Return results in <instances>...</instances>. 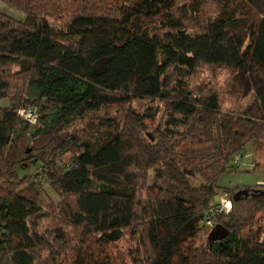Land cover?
Here are the masks:
<instances>
[{
    "label": "trees",
    "instance_id": "16d2710c",
    "mask_svg": "<svg viewBox=\"0 0 264 264\" xmlns=\"http://www.w3.org/2000/svg\"><path fill=\"white\" fill-rule=\"evenodd\" d=\"M1 1L25 17L0 11V264H58L63 224L78 239L72 264H115L102 249L125 231L134 264H264V237L241 233L264 189L231 195L230 214L214 199L234 154L264 142V0H101L59 24ZM201 66L229 70L248 101L223 109L217 91L190 86ZM11 67L26 76L21 102L5 92ZM115 106L122 116L96 115ZM39 180L58 197L51 234ZM215 225L228 235L209 240Z\"/></svg>",
    "mask_w": 264,
    "mask_h": 264
},
{
    "label": "rangeland",
    "instance_id": "374dc122",
    "mask_svg": "<svg viewBox=\"0 0 264 264\" xmlns=\"http://www.w3.org/2000/svg\"><path fill=\"white\" fill-rule=\"evenodd\" d=\"M25 1H30L33 9L39 12L46 14L48 12V14H50L49 19L54 24H59L65 20V18L68 17L69 12L72 13L82 8L89 9L92 6L102 7V5H100L101 0H39V2L38 0ZM45 8L47 12L45 11ZM212 8V3L208 1L204 4L201 15H206L209 10L212 11ZM0 11L20 20L25 17V13L23 11L1 0ZM16 69V67H11V72L9 70L3 77V80L7 82L5 89L7 97L21 102L23 101L21 94L25 85L26 76L23 74L20 75L18 72H16ZM189 81L190 86L192 87L199 85L202 88L208 87L217 91L223 109L235 108L236 105L240 103L238 100L242 101V103H245L249 98V96H247L242 100L241 97H238L240 94L235 92L236 89L234 88L231 73L227 69L201 66L198 72L190 77ZM2 104H5V101H2ZM132 106L137 109H141L143 103L134 101ZM126 107L127 106H124V108L115 106L108 109H102L101 111L97 112L96 115H100L102 113L105 114L106 112H115L122 116ZM27 111L28 110L26 109H21L19 110V115L25 118L27 121H31V123H33V118L26 115ZM36 112H38L39 115V109H37ZM33 114L37 116L35 111H33ZM80 125V123H77L71 128H78ZM30 146L31 145L28 144V150L30 149ZM234 162L235 164L232 161L234 169L223 172L218 178L217 183L220 187V190H218V194L214 198L216 201L219 200L220 202L221 198L223 201L229 200L231 199V195L242 188L249 187L254 190L264 189V142H261V145L258 149H254L252 142H247L240 153L234 154ZM31 169L33 173L39 172L38 168ZM39 182L42 207L43 209L49 211L47 218L42 220L41 226L45 231L47 230V232L51 234L53 232V226L56 223H60L55 214L52 213L50 215L52 212L51 208L58 201V197L52 188L45 182V180H39ZM142 194L144 196L145 191H143ZM230 210L231 211H229V214L232 212L233 206ZM234 210L235 212H245L247 215H250L253 209H251L250 206H246L244 209V204L240 202L239 204H236ZM257 228H259V230ZM61 229L63 230L62 233L66 235L67 245H65V249L58 259V264H72V256L74 255L73 246L76 244L78 239L72 230L69 229L65 224L61 225ZM256 229L258 230V233ZM241 233L244 236H255L258 234V238L264 237V212L254 213L253 223L242 229ZM136 239L137 236L134 237L132 233L130 234V231H125V234L121 240H119L116 244L104 246L102 250L108 252L113 258L116 259L115 264H134L133 257H131L130 254L131 252L135 251L137 245ZM142 252L143 250L139 253Z\"/></svg>",
    "mask_w": 264,
    "mask_h": 264
},
{
    "label": "water",
    "instance_id": "95a60500",
    "mask_svg": "<svg viewBox=\"0 0 264 264\" xmlns=\"http://www.w3.org/2000/svg\"><path fill=\"white\" fill-rule=\"evenodd\" d=\"M259 193L264 194V191L260 190ZM248 194L247 189L242 188L237 190L233 195L232 198L233 200H237L241 195L246 196ZM228 235V230L221 226V225H215L211 228L208 234V239L209 240H219L225 236Z\"/></svg>",
    "mask_w": 264,
    "mask_h": 264
},
{
    "label": "built area",
    "instance_id": "2783aa9c",
    "mask_svg": "<svg viewBox=\"0 0 264 264\" xmlns=\"http://www.w3.org/2000/svg\"><path fill=\"white\" fill-rule=\"evenodd\" d=\"M26 115L33 118V120L35 119V115L33 114V111L28 110ZM235 156H237V155H235ZM230 203L231 202L229 200L223 201L221 198L219 205L217 206V208H215V211H218V212L228 211L231 207ZM206 223L209 224L210 221L206 220Z\"/></svg>",
    "mask_w": 264,
    "mask_h": 264
}]
</instances>
